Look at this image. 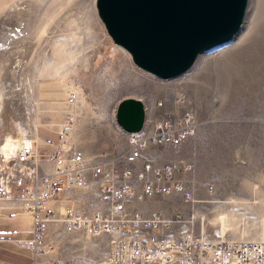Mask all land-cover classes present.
<instances>
[{"label": "rangeland", "instance_id": "rangeland-1", "mask_svg": "<svg viewBox=\"0 0 264 264\" xmlns=\"http://www.w3.org/2000/svg\"><path fill=\"white\" fill-rule=\"evenodd\" d=\"M95 3L0 0V90L20 88L26 111L17 117L27 124L43 154L51 153L48 149L59 152L62 145L60 152L67 157L81 151L91 160L110 162L125 149L115 125L118 102L125 97L146 104L168 100L173 85L168 88L158 83L137 69L128 53L113 51L115 46L98 18ZM245 22L251 31L246 42L233 51L226 49L236 39L212 49L225 52L214 64L206 62L194 85L186 87L195 100V136L176 150L155 152L160 159L157 164L182 160L196 167L182 179L194 181L196 186L190 187L197 203L191 209L181 195H174L138 206L147 214L155 209L166 216L179 211L194 216L202 228L219 226L233 239L242 237L236 230L237 234H253L256 237L250 240H256L264 239V188L232 171L238 166L235 153L264 146V0H250ZM203 55L191 72L201 66ZM214 89L220 103L212 108ZM5 95L0 94V99ZM72 95L76 101L69 103ZM2 101L3 112L8 102ZM15 118H0L1 137L16 131ZM214 176L224 186L250 188L251 196L217 198L209 190ZM255 185L259 188L254 189ZM53 201H61L59 206L66 203L65 211L92 205L83 188L62 192ZM0 207L14 209L6 202H0Z\"/></svg>", "mask_w": 264, "mask_h": 264}, {"label": "built area", "instance_id": "built-area-1", "mask_svg": "<svg viewBox=\"0 0 264 264\" xmlns=\"http://www.w3.org/2000/svg\"><path fill=\"white\" fill-rule=\"evenodd\" d=\"M189 73L167 81L154 77L158 83H172L170 98L150 104L141 99L144 126L139 133L123 134L125 149L110 162L89 163L81 151L67 157L60 152L62 145L59 152L43 154L32 132L20 135L18 127L11 135L19 142L8 141L9 131L0 136V202L13 204L30 220L31 239L13 242L29 250L31 264H71L63 246L73 234L107 241L96 264H264V239H233L219 226L200 227L191 215L145 214L134 206L174 195H181L191 209L197 203L191 183L182 179L193 166L182 160L157 164L155 153L176 150L196 134L195 100L183 89L186 81L174 83ZM7 91L0 118L19 116L11 108L20 88ZM68 101L74 103L75 96ZM76 188L87 190L89 208L62 213L47 207L62 192Z\"/></svg>", "mask_w": 264, "mask_h": 264}, {"label": "water", "instance_id": "water-1", "mask_svg": "<svg viewBox=\"0 0 264 264\" xmlns=\"http://www.w3.org/2000/svg\"><path fill=\"white\" fill-rule=\"evenodd\" d=\"M250 0H96V12L113 45L133 65L160 80L188 71L205 52L224 45L243 28ZM116 123L125 133L140 132L141 100L118 103Z\"/></svg>", "mask_w": 264, "mask_h": 264}, {"label": "crops", "instance_id": "crops-1", "mask_svg": "<svg viewBox=\"0 0 264 264\" xmlns=\"http://www.w3.org/2000/svg\"><path fill=\"white\" fill-rule=\"evenodd\" d=\"M115 125L118 133H120V137L124 140V131L116 123V120ZM48 152L52 153V150L48 149ZM118 153L120 152L115 153V155ZM85 157L89 163H97V161L91 160L86 155ZM235 158L238 161V166L235 167L232 174L242 176L243 178L250 177L253 179V182L259 183L261 187L264 188V146H259L257 149L251 150L245 148L240 153H235ZM212 179L211 190L215 193L217 198H224L226 196L232 198H248L251 196L248 191L250 188L240 185L227 187L220 183L217 177L214 176ZM258 188L259 187L255 185L254 189ZM254 196H256V193ZM154 199L155 198L146 200L143 203L148 205L152 203ZM60 203L61 201H51L47 204V207L57 211V207ZM138 205H134L135 208L144 211V209L139 208ZM128 207L131 209V205ZM154 211L159 210L155 209ZM144 213L147 214L145 211ZM10 217L13 218L10 219ZM31 236V225L28 218L22 216L15 207L14 209L0 207V264H31L29 250L27 248L17 246L13 242V240L16 239L30 240ZM66 239L68 244L63 246V250L65 251L66 257L70 260L71 264H96L97 260L101 258L106 251L107 241L104 238L94 240L88 235L73 234L68 236Z\"/></svg>", "mask_w": 264, "mask_h": 264}, {"label": "bare ground", "instance_id": "bare-ground-1", "mask_svg": "<svg viewBox=\"0 0 264 264\" xmlns=\"http://www.w3.org/2000/svg\"><path fill=\"white\" fill-rule=\"evenodd\" d=\"M247 22V21H246ZM246 22H245V26H243V28L241 29V31L236 35V37H235V39H236V46L235 45H233L232 47H230V48H227L226 50H232L233 51V49H237L238 47H241L245 42H246V40H247V37H248V33H250L251 31H249V27L246 25ZM247 26V27H246ZM250 30H253L252 28L250 29ZM251 34V33H250ZM250 34H249V36H250ZM234 39V40H235ZM118 50H121V51H124V50H122V49H120V48H118V47H115L114 49H113V51H118ZM125 52V51H124ZM224 50L223 51H211L210 53H208V55L206 54V55H203L202 56V58L204 57V59H203V61H202V63H201V66H199V68L197 67L194 71H192V73H189V75H188V77H183L181 80H178V81H176V82H174V83H176L177 85H179L181 82H184V81H186V86H184L183 87V89L185 90V91H187V89H186V87H191V86H193L194 84H193V81H194V79H195V77H196V75L198 74V73H202V69L203 68H205L206 67V62H208V61H211V63L212 64H214V62H216L217 60H218V58L219 57H221L222 56V54H224ZM227 52H229V51H227ZM127 53V52H126ZM199 69H201V71L199 70ZM163 84H165V83H163ZM169 84H172V83H167V85H169ZM171 87V86H170ZM178 89H179V87H178ZM8 91H4V90H0V94H6ZM190 93V92H189ZM213 99H212V102H211V107L213 108H215V107H217L218 105H219V103H220V99H219V96L217 95V93H216V91H215V89H214V91H213ZM191 94V93H190ZM62 96H64V94H62ZM192 96V95H191ZM16 97H19V98H17V103H16V105H12L14 108H11V110L12 111H15V112H17L20 116L21 115H25V111H26V108H24V107H22V103H19L20 101H23L22 100V93L21 92H19V93H16ZM27 97V96H26ZM3 99H0V101H2ZM140 100V99H139ZM25 101H26V98H25ZM2 102H5V100H3ZM193 102V101H192ZM169 103H171V102H169ZM20 104H21V106H20ZM35 105H37V104H35ZM192 105V103L190 104V106ZM20 107V108H19ZM193 107V105L191 106V108ZM18 108V109H17ZM5 114H7V113H5ZM15 122H16V124L18 125V127H19V130H20V135H22V134H26L27 132H28V126H27V124H25V122H22V120L20 119V118H18V117H16L15 118ZM36 128H37V126H36ZM8 130H10V129H8ZM37 130V129H36ZM10 132H11V130H10ZM137 133H139V132H137ZM124 134H128V133H124ZM193 138V137H192ZM16 140V143L17 142H19V140H20V138L19 137H16V138H14L12 135H11V133L10 134H8V141H15ZM4 152L6 153V154H9V152H10V148L8 149L6 146L4 147ZM158 158V157H157ZM190 183H191V185L193 186V188L196 186L195 185V183H194V181H190ZM155 199H157V198H155ZM66 203H63V204H61V206H59V210L63 213L64 211H65V208H66ZM136 206V205H135ZM196 215V214H195ZM194 217V216H193ZM195 218V217H194ZM235 231V234L236 235H242V237L240 236H238L239 238H244V239H253L254 237H256V236H254L253 234L252 235H247L246 233H239V234H237L238 233V231H236V230H234Z\"/></svg>", "mask_w": 264, "mask_h": 264}]
</instances>
